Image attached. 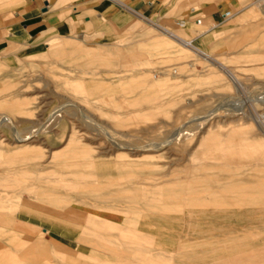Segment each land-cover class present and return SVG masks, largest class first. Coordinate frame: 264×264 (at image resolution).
Returning a JSON list of instances; mask_svg holds the SVG:
<instances>
[{
	"label": "crops",
	"instance_id": "1",
	"mask_svg": "<svg viewBox=\"0 0 264 264\" xmlns=\"http://www.w3.org/2000/svg\"><path fill=\"white\" fill-rule=\"evenodd\" d=\"M24 1L14 13L15 20L5 27L14 33L25 31L37 37H52L56 46L50 53L46 52L45 58L53 59L54 65L49 68L53 76L60 74L55 59L67 63L88 58L81 70L82 81L78 84L81 85L79 93L84 94L82 98L89 103L103 102L100 114L127 115L131 123L146 121L142 116L150 114L149 105L155 102L152 90L160 83H154L148 77H142L140 83L127 77L97 79L95 68L130 62L115 64L101 52L87 49L73 50L75 54L66 56V43L60 38L89 36L98 42L142 41L148 33L145 18H149L159 22L157 29L172 45L187 46L195 55L214 65L220 61L203 47L204 38L213 37L217 23L223 20L222 15L229 12L227 7L231 6L229 4L223 7L225 11H219L215 0ZM239 3L243 9L252 5L250 0H239ZM259 9L264 12V7ZM233 25L227 28L230 30ZM263 42L264 33L259 39V43ZM135 55L132 64L141 65L143 52L137 51ZM13 87L7 83L0 86V115L4 112L13 114L18 121L23 116L27 123L36 124V98L29 97L22 89L9 92ZM110 102L117 104L111 107L113 110L107 105ZM17 103L22 106L12 108ZM39 116L48 119L43 113ZM59 130L61 139L66 129L60 127ZM60 139L56 142L60 143ZM2 149L3 155L6 149ZM13 149L12 172L6 162H0V169L4 172L3 180L9 178L10 173L15 186L12 191L6 190L16 199L15 223L31 230H41L49 241L57 242L54 240L57 238L67 243L72 255L82 264H264V247L240 252L255 244H264V197L241 205L242 200H234L227 193L199 199L197 190H193L194 194H189L192 198L184 199L186 182H197L201 174L214 179L215 174L221 173L223 177L217 191L226 190L231 183L246 189L253 181H259L258 188L263 189L264 150L256 151L251 146L243 148L241 154L262 155L250 156L249 160L234 164L201 166L206 167L205 170L188 167L184 179L177 177L167 183L166 173L161 172V168L149 170L145 163L140 164V170H135L137 164H132L130 159L121 161L126 157L122 154L108 160L97 158L88 144L72 138L62 149L50 154V161L45 159L43 150H33L25 144ZM54 174L67 175L68 178L52 179ZM172 174L180 176L181 172ZM64 180L77 183L70 191H62L56 202L52 187L39 190L35 186L39 181L54 183ZM78 207L109 210L122 217L108 215L120 220L119 223L113 222L99 213L84 212Z\"/></svg>",
	"mask_w": 264,
	"mask_h": 264
},
{
	"label": "rangeland",
	"instance_id": "2",
	"mask_svg": "<svg viewBox=\"0 0 264 264\" xmlns=\"http://www.w3.org/2000/svg\"><path fill=\"white\" fill-rule=\"evenodd\" d=\"M211 1L214 2L204 0ZM215 2L219 11H225L223 7L231 4L227 10L232 13L229 19L217 23L212 38H204L203 47L220 61L219 64L205 61L187 46L172 45L157 29L159 22L149 18H145L148 33L142 41L98 42L89 36L60 38L66 43V56L75 54L73 50L87 49L101 52L115 64L130 62L95 68L97 79L127 77L140 83L142 77H148L154 83H160L152 90L155 102L154 106L149 105L150 114L142 116L146 121L131 123L127 115L100 114L103 102L89 103L82 98L84 94L79 93L81 85L78 84L82 81L81 70L88 58L67 63L55 59L60 74L53 76L52 69L49 70L54 65L53 59L45 58L46 52L50 53L56 46L52 37H37L25 31L14 33L6 28V24L15 20L14 13L25 1L0 0V86L12 84L14 87L9 92L25 90L38 102L34 105L37 107L36 124L27 123L23 116L19 117V122L13 114L4 112L0 115V162L8 163L11 173L13 148L17 150L20 144H25L33 150H43L45 159H49L51 153L62 149L72 138L88 144L97 158L108 160L122 154L126 157L121 161L130 159L132 164H137L135 170H140V164L145 163L149 170L161 168L169 183L173 178L184 179L188 167L234 164L249 160L250 156H261L260 153L246 155L241 152L250 146L256 151L264 150V42L259 43L264 33V12L261 13L252 0V5L246 9L239 0ZM232 24L229 30L227 27ZM137 51L143 52L141 65L132 64ZM231 71L240 84L230 77ZM107 105L110 110L117 106L112 102ZM21 106L17 103L12 108ZM41 113L48 119L43 120L39 116ZM5 115L9 116V121L4 120ZM60 127L66 129L61 139ZM177 133H180L179 137ZM59 139L61 142L57 143ZM2 148L6 149L3 155ZM201 168L205 170L206 167ZM173 172H181V175H173ZM10 173L4 181V172L0 169V264H82L72 255L67 243L57 238H54L57 242L49 241L41 230H31L15 223L16 199L13 193L6 192L15 187ZM214 176L213 179L201 174L197 182L187 181L184 199L190 198L191 189L203 191L202 197L212 196L204 192L207 186L203 184L208 183L210 190L217 191L223 176L219 172ZM54 178L67 179L68 176L54 174ZM76 183L71 180L39 181L35 186L39 190L52 187L56 202L62 191H70ZM23 196L28 197V194L23 193ZM78 208L96 215L99 213L113 222L119 223L120 220L108 215L122 217L109 210ZM261 247H264L263 243L240 252Z\"/></svg>",
	"mask_w": 264,
	"mask_h": 264
},
{
	"label": "bare ground",
	"instance_id": "3",
	"mask_svg": "<svg viewBox=\"0 0 264 264\" xmlns=\"http://www.w3.org/2000/svg\"><path fill=\"white\" fill-rule=\"evenodd\" d=\"M230 77H232V79L234 80V81H237L239 84H240V82H239V80H238V78L236 77V75L234 74V72H232L231 71V73H230ZM242 87V86H241ZM56 114V113H55ZM7 118H9V116H6L5 115V117H4V120L5 121H9ZM1 123V122H0ZM180 136V133H177V137H179ZM29 137H27V138H25V139H23V140H26V139H28ZM22 141V140H21ZM230 147H231V145H230ZM229 154V153H228ZM231 154V153H230ZM229 154V155H230ZM252 176H254V175H252ZM240 178V177H239ZM250 178H251V176H250ZM254 178V177H253ZM221 180V179H220ZM222 181V180H221ZM219 182V180L216 182V183H218ZM258 182L259 181H253L252 183H251V185H249V187H246V189H244V188H242V187H240V186H238V185H236V184H232L231 183V185H230V187H227L226 188V190H218V191H215V190H210L211 188H209V185L210 184H203V185H206L207 187L204 189V192H207V193H211L212 194V196H218V195H223V194H229L234 200L235 199H240V200H242L243 201V203L241 204V205H248L249 203H251L253 200H255V199H257V198H263L264 197V188L263 189H260V188H258L259 186H258ZM202 187V186H201ZM217 189V188H216ZM229 189V190H228ZM194 189H191L190 191H191V193H193L194 194V191H193ZM247 192H249V194L248 193H246V191ZM197 192V194L199 195V199H202V198H204V197H202L200 194H202V192L200 193V191H196ZM191 197V196H190ZM192 198V197H191ZM193 198H194V196H193ZM207 199V198H206ZM245 202V203H244ZM21 204V203H20ZM236 204H238V203H236ZM231 206V205H230ZM74 227V226H73ZM87 227V226H86ZM71 228V227H70ZM41 234L42 235H46L44 232H42L41 231ZM140 237V236H139ZM143 237V236H142ZM43 239V238H42ZM45 239V238H44ZM144 239V238H143ZM43 241H45V240H43ZM151 250V249H150ZM149 250V251H150ZM152 251V250H151ZM150 254V253H149ZM156 255V254H155ZM145 256V255H144ZM150 257H152L153 258V255H151ZM149 257V258H150ZM151 258V259H152ZM132 260H134V259H132ZM137 260V259H136ZM153 260V259H152ZM139 261V260H138ZM138 263V262H137ZM250 263V262H249Z\"/></svg>",
	"mask_w": 264,
	"mask_h": 264
},
{
	"label": "built area",
	"instance_id": "4",
	"mask_svg": "<svg viewBox=\"0 0 264 264\" xmlns=\"http://www.w3.org/2000/svg\"><path fill=\"white\" fill-rule=\"evenodd\" d=\"M253 1V3L254 4H256L257 6H259V7H264V0H252ZM232 15V13L231 12H227V13H224L223 15H222V17H223V20H227V19H229V17Z\"/></svg>",
	"mask_w": 264,
	"mask_h": 264
}]
</instances>
